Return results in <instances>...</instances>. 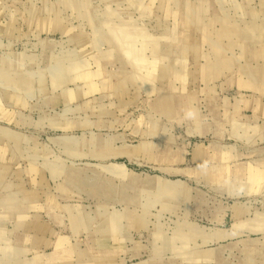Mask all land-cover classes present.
Listing matches in <instances>:
<instances>
[{"label": "rangeland", "instance_id": "rangeland-1", "mask_svg": "<svg viewBox=\"0 0 264 264\" xmlns=\"http://www.w3.org/2000/svg\"><path fill=\"white\" fill-rule=\"evenodd\" d=\"M0 264H264V0H0Z\"/></svg>", "mask_w": 264, "mask_h": 264}]
</instances>
